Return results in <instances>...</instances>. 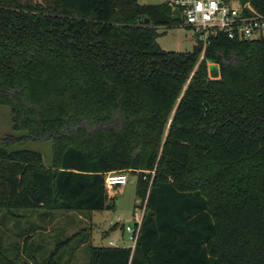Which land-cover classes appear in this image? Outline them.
<instances>
[{"label":"trees","instance_id":"trees-1","mask_svg":"<svg viewBox=\"0 0 264 264\" xmlns=\"http://www.w3.org/2000/svg\"><path fill=\"white\" fill-rule=\"evenodd\" d=\"M182 21L169 1L0 0V103L54 162L0 143V210L111 209L105 175L129 170L137 243L90 245L88 264H264V38L162 48ZM29 236L60 264L66 241L39 262Z\"/></svg>","mask_w":264,"mask_h":264},{"label":"rangeland","instance_id":"rangeland-1","mask_svg":"<svg viewBox=\"0 0 264 264\" xmlns=\"http://www.w3.org/2000/svg\"><path fill=\"white\" fill-rule=\"evenodd\" d=\"M168 0H139L141 3H162ZM158 42L166 50H192L197 42L193 31L182 25L172 28H159ZM202 55V53H201ZM20 131L13 130L10 107L0 103V143H9L13 148H29L42 152L46 167L53 165V143L42 140H21ZM130 175L126 184L107 190L109 202L114 201L111 209L92 212L20 211V216H12L0 210V245L5 254L16 264H36L24 250L25 237L28 249L32 248L41 262L55 250L56 245L66 241L58 248L62 253L60 264H88L89 246H130L129 233L123 230L132 220L136 205L145 202L137 198V175L129 170H117ZM124 223V226L123 224ZM113 241V243H112Z\"/></svg>","mask_w":264,"mask_h":264},{"label":"built area","instance_id":"built-area-1","mask_svg":"<svg viewBox=\"0 0 264 264\" xmlns=\"http://www.w3.org/2000/svg\"><path fill=\"white\" fill-rule=\"evenodd\" d=\"M180 10L181 25L189 28L202 43V55L214 37L225 36L229 39L253 41L264 38V0H168ZM130 175L126 172L112 171L105 175L107 190L126 184ZM145 203L136 205L132 220L124 230L134 248L146 211ZM124 226V223H122ZM113 243V241H112Z\"/></svg>","mask_w":264,"mask_h":264},{"label":"water","instance_id":"water-1","mask_svg":"<svg viewBox=\"0 0 264 264\" xmlns=\"http://www.w3.org/2000/svg\"><path fill=\"white\" fill-rule=\"evenodd\" d=\"M145 22H149V20L147 19ZM219 75V67L217 64H211L210 65V76L211 77H218Z\"/></svg>","mask_w":264,"mask_h":264}]
</instances>
